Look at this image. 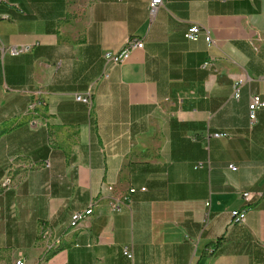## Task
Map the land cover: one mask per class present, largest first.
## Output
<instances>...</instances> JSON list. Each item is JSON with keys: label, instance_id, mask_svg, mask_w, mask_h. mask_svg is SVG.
<instances>
[{"label": "crops", "instance_id": "0c3cea01", "mask_svg": "<svg viewBox=\"0 0 264 264\" xmlns=\"http://www.w3.org/2000/svg\"><path fill=\"white\" fill-rule=\"evenodd\" d=\"M149 2L91 0L67 25L69 0H0V252L12 264H264V108L248 119L250 97L264 101V0H162L154 16ZM193 24L215 46L186 41ZM129 38L143 47L105 63ZM88 93L90 110L75 100ZM243 192L246 221L232 226Z\"/></svg>", "mask_w": 264, "mask_h": 264}, {"label": "built area", "instance_id": "2783aa9c", "mask_svg": "<svg viewBox=\"0 0 264 264\" xmlns=\"http://www.w3.org/2000/svg\"><path fill=\"white\" fill-rule=\"evenodd\" d=\"M162 6V0H150L148 4V12L150 16H154L155 12ZM203 35L205 44L207 48H211L215 46V41L211 38L210 33L202 28L201 26L197 24L191 25L187 31L184 34V38L188 42H197L200 38V36ZM143 47V42L136 40L134 38H129L127 39L122 48L116 52H104L103 54V59L105 63H111L112 65H118L123 62H125L131 52L136 49H141ZM25 48H21L20 50H14L12 54L16 55L19 54L23 51H25ZM203 68H213V63L209 60V64H203ZM107 77V75H105ZM247 80L240 78L237 79L234 83L233 86V91H232V99L238 100L240 98V90L241 87L245 84ZM75 100L77 102H81L85 104L89 110L92 108V102H91V96L90 94L86 95H76ZM41 105L40 103H36L35 105L30 103L28 105V109H34L36 106ZM264 108V101L261 99L260 96L258 95H253L250 97L249 102H248V119L250 124L256 123V118H257V112L260 111L261 109ZM210 137H213L215 139H221V138H226L228 137V134L225 133H214ZM229 169L232 171H235L236 168L233 166H229ZM10 181L8 178H6L3 182V186L9 185ZM141 191H144V189H141ZM135 192L134 189H130L128 194L132 195ZM129 198H123V200L128 201ZM241 199L243 201V207L231 211V220L230 224L232 226H241L245 224L246 221V215L248 212V203H250L253 199V194L250 192H243L241 194ZM124 201V202H125ZM124 202H119L118 204H115L112 206V210L115 212H118L120 209V206L124 204ZM92 213V208L89 207L88 209L82 211V212H76L72 214L69 222V227L70 228H75L81 221H83L87 216L91 215ZM123 256L126 257L127 259L131 260L132 259V252L129 248H124L123 249ZM15 264H23L21 260H17ZM193 264V263H191Z\"/></svg>", "mask_w": 264, "mask_h": 264}, {"label": "rangeland", "instance_id": "374dc122", "mask_svg": "<svg viewBox=\"0 0 264 264\" xmlns=\"http://www.w3.org/2000/svg\"><path fill=\"white\" fill-rule=\"evenodd\" d=\"M91 5V0H69L70 13L66 18L67 25L82 23V20ZM16 261L14 262V264ZM0 264H12L10 256L7 252H0Z\"/></svg>", "mask_w": 264, "mask_h": 264}, {"label": "trees", "instance_id": "16d2710c", "mask_svg": "<svg viewBox=\"0 0 264 264\" xmlns=\"http://www.w3.org/2000/svg\"><path fill=\"white\" fill-rule=\"evenodd\" d=\"M48 256H49V254H48V253H44L43 255H41V257H40V260H39V261H42V260H45V259H47V258H48Z\"/></svg>", "mask_w": 264, "mask_h": 264}, {"label": "bare ground", "instance_id": "6f19581e", "mask_svg": "<svg viewBox=\"0 0 264 264\" xmlns=\"http://www.w3.org/2000/svg\"><path fill=\"white\" fill-rule=\"evenodd\" d=\"M204 64H209V62H205Z\"/></svg>", "mask_w": 264, "mask_h": 264}]
</instances>
